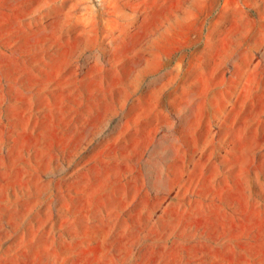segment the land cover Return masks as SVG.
Returning <instances> with one entry per match:
<instances>
[{"label": "rangeland", "instance_id": "1", "mask_svg": "<svg viewBox=\"0 0 264 264\" xmlns=\"http://www.w3.org/2000/svg\"><path fill=\"white\" fill-rule=\"evenodd\" d=\"M0 264H264V0H0Z\"/></svg>", "mask_w": 264, "mask_h": 264}]
</instances>
